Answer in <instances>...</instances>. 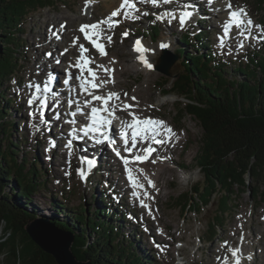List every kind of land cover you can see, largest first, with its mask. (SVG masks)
Wrapping results in <instances>:
<instances>
[{"label":"rangeland","instance_id":"rangeland-1","mask_svg":"<svg viewBox=\"0 0 264 264\" xmlns=\"http://www.w3.org/2000/svg\"><path fill=\"white\" fill-rule=\"evenodd\" d=\"M140 1L130 0V3L135 4V8H140V11L125 7L120 9L121 15L112 17L115 27L109 28L107 25H101L99 38H104L103 41L108 46L109 53L99 57L90 47L89 50L94 55L88 54V57L91 60L98 57L104 58L105 63L101 62L100 65H104V68L107 67V69H110L111 65L117 66L118 62L122 63H120L122 69L118 70L123 73L113 76L114 78L111 77L114 82L105 85H108L109 90L111 88L113 92L121 91L122 96L132 103L141 102L138 105L141 106L138 107L139 110L125 112L124 121L130 122L131 116L128 115V112H133L140 117H150L165 123L168 122L171 129L173 128V133L177 135V139L172 140L174 144L172 142L162 147L156 145V154L152 159L143 164H136L134 168L131 167L134 170L143 169V174H137L142 175L144 179L147 177L153 181L159 178L161 198L158 201L153 196L149 199L148 197L143 198L144 202L149 205V211H147L146 208L141 207L140 200L132 194L133 191L126 192L125 189L130 188L127 175L124 166L122 168L115 161L116 158H112L114 156L104 154V157L101 158L100 154L105 152L104 149L101 151L96 148H88L85 144L78 145L73 153L69 145L68 149L64 147L65 141L58 142L57 132L60 133L61 126L59 125L64 118L62 113L65 110L67 112L64 113H68L69 110V107L66 106V104L68 105L67 100L60 97L63 101L61 99L58 101L60 108L57 109L60 110L62 104L64 109L62 113L60 111L61 115H58V120H52L55 114H58L57 109L46 108L43 117H41L38 108L36 109L37 106H40L38 101L31 105L28 103L36 94V88L33 85L40 87L45 84L51 71H55L56 74L60 73L59 80L55 82L57 86H63L62 82L67 76L65 69L71 68L75 64L80 53L70 52V47L79 51L80 44L86 47L88 45L83 34L79 31L80 27L108 18L124 2V0H89V2L86 0H60L52 7H45L29 14L26 23H24L25 44L21 49L20 72L1 88L5 90L6 94L16 98V101L11 104L12 113L8 118L15 121V138L18 137L24 142L21 145L23 151L18 154L19 160H22L23 152L28 153L29 157L36 161L38 167L46 171L48 175L44 187L33 198L35 212L41 219L54 215L62 218L63 216L56 212V207L53 206V197L70 208H76L82 202L90 207L91 204L99 205V197L106 193L109 196L107 200L110 201V206L112 200L119 202L123 208L125 206L129 218L123 229L132 235L133 232L138 233L140 237H137L136 246L140 253L150 256L157 264H235L237 257L232 256V250L235 249H239L240 264H264V203H259V200L252 195L249 189H245L244 192L241 189H236V193L231 197V209L224 215L223 230L213 242L207 241L206 234L210 222L218 215L220 194L200 212L176 206L175 199L180 193L189 191L197 182H204V176L196 161L200 150L202 126L196 119L188 115L178 122L175 118L178 112L177 107L179 103H185V98L174 94L165 95L161 86L165 78L170 80L168 86L171 85L176 71L182 70L175 50L184 47L180 37L186 30L196 33L198 30L205 29L208 32V40L211 41L212 49L224 57L223 59L229 66H234L241 59L244 60L246 55L253 54L254 50L262 49L264 11L263 9L259 10L255 0H229L234 8L245 9L246 17L253 21L249 27V30L250 28L254 29L250 42L244 49H240L244 36H240L238 31H236V39L230 47L219 42V35L223 32L224 20L228 16L229 10L223 0H220L224 7L221 21L216 16L210 15L207 12L209 9H204L202 15L195 18L192 25L184 24L183 26L179 23V17L173 15V13L181 11L175 9V7L179 8L176 3L175 5L174 3L169 4V6L163 4L164 0H158L157 4L150 6L151 0H145L148 2L146 5L141 4ZM190 2L198 4L200 12L206 4L198 0L194 3ZM82 16H86L87 20H81ZM155 22L161 24L158 38L152 40L150 37H145V39L155 51L158 49L159 41H169L170 50L177 57L176 63L170 70L171 75L163 74L156 68L163 52L158 51L153 55L152 59L155 64L153 69L139 64L134 56L133 42L139 38V35L136 34L137 29H146L147 27L149 29ZM218 26H221L222 29L217 30ZM75 30L80 40L75 35ZM64 31L67 36L62 33ZM57 32L63 36L62 42ZM124 33L127 35L125 36ZM108 37H111V41L108 40ZM55 49L56 52H54ZM202 50L206 51L207 48L201 47ZM63 56L70 58L64 60ZM60 59L64 60L61 65L57 63ZM44 60H46L47 66L41 68ZM53 63L57 66L56 70L52 68ZM64 64L67 66L65 67ZM129 67L131 69L127 70ZM99 71L103 77L108 75L106 80H109L108 73L102 68H99ZM50 84H48L49 87ZM42 92L45 95L48 94L46 95L48 101L52 99L50 92H44L43 88ZM107 92L108 90H106ZM132 97H135V100ZM117 132L119 135L120 129ZM159 134L163 135L164 133L161 131ZM60 138H63V135ZM3 146H6V142L3 143ZM78 152L90 159L94 157L97 161L95 167L89 168L88 172L83 171V178L79 174L82 164H75L76 159L80 160L76 156ZM170 153H174L175 158L166 159ZM164 159L167 161H164L165 166L163 164L162 170L160 163ZM152 160H155V163L151 162ZM119 162L121 161L119 160ZM164 167L167 169L165 170ZM147 179L145 180L147 181ZM84 196L85 198H83ZM151 222L156 224V229L151 228ZM255 227L258 229L257 231ZM255 231L257 236L254 234ZM201 238L204 241H201ZM241 247H246L245 253ZM0 264H3L1 259Z\"/></svg>","mask_w":264,"mask_h":264},{"label":"trees","instance_id":"trees-1","mask_svg":"<svg viewBox=\"0 0 264 264\" xmlns=\"http://www.w3.org/2000/svg\"><path fill=\"white\" fill-rule=\"evenodd\" d=\"M60 0H0V259L3 264H58L27 233L25 226L38 218L34 196L48 179L15 138V121L8 118L16 98L1 88L20 72L24 46V23L31 12L52 7ZM264 11V0H255ZM161 24L137 29L136 34L156 40ZM208 32L186 30L180 37L184 47L175 50L182 65L173 83L161 84L165 95L185 98L178 104L175 118L186 115L202 126L197 166L204 182H197L175 199L176 206L200 212L220 194L218 215L210 222L207 241H215L224 227V215L231 209L236 189H249L264 203V44L229 66L211 47ZM201 47L207 48L206 51ZM193 49V50H192ZM6 142V146L3 143ZM108 195L99 197V205L80 203L70 208L53 197L56 212L63 217L47 218L74 235L72 250L84 262L92 264H157L136 246L138 233L123 227L129 215L125 206ZM85 198V196L83 197ZM201 241H204L201 238Z\"/></svg>","mask_w":264,"mask_h":264},{"label":"snow or ice","instance_id":"snow-or-ice-1","mask_svg":"<svg viewBox=\"0 0 264 264\" xmlns=\"http://www.w3.org/2000/svg\"><path fill=\"white\" fill-rule=\"evenodd\" d=\"M86 2H89V0H86ZM158 0H151V3L153 5L157 4ZM165 3H169L170 0H164ZM135 8V4L130 3V0H124V2L120 5V8L113 11L111 13V16L108 18L101 20L94 24H85L82 25L79 29V31L83 34V38L85 40H88L91 45L96 48L101 55H106L104 51V46L99 42V37L101 35V25H107L109 28L115 27V22L112 20V17H116L121 15L120 9L122 8ZM228 7L232 9V4L229 3ZM193 15L192 12L185 11L183 14L179 17V23L181 26H183L186 21ZM247 16V12L243 8H238L235 10H232L229 13V22L225 25V35H227L228 31L235 26L237 29L241 27L242 24L245 23L244 17ZM175 18V17H174ZM247 25H252L253 21L251 19L246 20ZM126 36L127 33H124ZM108 40L111 41V37H108ZM221 44H223V41H221ZM136 48L135 50L139 53H141L139 59L141 62L149 69L152 68V65L148 63L147 59L143 56V53L146 51L141 45L140 42H136ZM162 47H167V45H161ZM242 46V45H241ZM79 52L80 55L78 59L76 60L74 67L78 68L80 70V74L75 77V79L79 80V87L86 93H88L91 96L92 100L99 101L102 104L101 108H93L92 109V123L93 127L90 129L91 131L99 132L100 128L99 125H110L112 123V119L116 116V106H109V102L112 100H120V96L118 93L110 92L106 96L104 95H96L92 92L94 89L102 88L105 84L109 82H114L111 80V69L104 68L103 65H100L99 67L102 68L106 73H109V80H100L97 76L96 71L90 67L89 65L94 63V61L91 60L90 57L86 56L85 53L88 52V49L84 47L83 44L79 45ZM59 63V61H57ZM88 73V77L84 76V72ZM54 77L52 75L48 76V81L45 83L43 91L44 92H50L51 89L48 87V84H50L53 81ZM99 81V82H97ZM65 84L69 83V80L64 81ZM33 87L36 88V91H40L39 85H33ZM126 95V94H125ZM36 99H39L40 108L38 111L40 112V116L43 117L44 112L43 109L46 108L47 105V97L44 98H38L33 97V99H30L28 103L31 105L34 103ZM133 100H135V97H132ZM133 107L129 104H123L120 108L121 111H126ZM103 110L104 112L108 113V116L112 119L108 118H101L99 116L100 111ZM128 115L131 116L130 122H123V128L119 132L120 137L123 140V144L125 145L124 150L128 153H133V150L136 149L141 154H134L132 156V159L129 160L126 157H123L121 155V152L117 150L116 148H113V151L116 153L118 157H120L124 164L125 173L127 175V179L129 184L131 185L133 189V195L137 197L138 200H140L141 207L143 208H149V205L144 202L143 199H140V193L143 192V195L145 197H148V193L145 190V185L140 182V177L137 173L143 174V169H133L129 167L130 163L136 164H143L144 162H147L150 160L152 154L156 151V148L153 147V144L161 145L165 143V140L159 139L158 135L161 131H163L166 134V139L171 140V138L175 135L173 133L172 129L170 127H165L164 122L160 120H153L151 118H140L135 113L128 112ZM129 131L131 139L129 140ZM87 134V133H86ZM101 135L104 137L103 141L97 140V143H103L105 141H108L110 143H115V141H111V138L106 133H101ZM151 141V143H145L144 146L138 147L139 142H147ZM70 146V145H69ZM151 162L155 163V160H152ZM89 167L91 168L94 166L92 161L87 162ZM81 177H84V172L81 171L79 173ZM147 179V177H145ZM147 183L149 187L154 188L155 184L150 179H147ZM242 227V225H241ZM227 243V242H225ZM239 249L232 250V256L237 257L235 260V264H240V260L238 258ZM250 258V257H249Z\"/></svg>","mask_w":264,"mask_h":264},{"label":"bare ground","instance_id":"bare-ground-1","mask_svg":"<svg viewBox=\"0 0 264 264\" xmlns=\"http://www.w3.org/2000/svg\"><path fill=\"white\" fill-rule=\"evenodd\" d=\"M172 1H174V2H177V0H172ZM190 1H192L193 3L194 2H196V0H181V7L183 8L184 6H188V8H191V10H194V14L191 16L192 18L193 17H198L199 15L198 14H200L201 12H202V10H201V12L199 11V7H198V4H192ZM198 1H200V2H203V3H206V4H209V5H207L206 6V4L204 5L206 8H208L209 9V13H211L212 15H214V16H216L218 19H220V21L222 20V18H223V12H224V10H223V4L222 3H220V0H213V1H211V0H207V2H206V0H198ZM224 2H226V6H227V8L229 9V7H228V4L229 3H231L229 0H223ZM222 2V1H221ZM140 3L142 4H148V2L147 1H145V0H141L140 1ZM164 5H172L173 3H163ZM169 5V6H170ZM150 6H153V4L151 3L150 4ZM178 7V6H177ZM181 8V9H182ZM217 8V9H216ZM232 8H234V7H232ZM202 9H203V7H202ZM135 11L137 10V11H140V8H135L134 9ZM214 10V11H213ZM230 10V9H229ZM228 10V13H230V11ZM181 11H183V9L181 10ZM186 10H184L183 12H185ZM212 11V12H211ZM250 12V11H249ZM178 15H177V17H180V15L181 14H183L182 12L181 13H177ZM169 15V14H168ZM169 16H172V15H169ZM227 19H228V16L226 17ZM178 19V18H177ZM76 20V19H75ZM74 20V21H75ZM81 20H87V17L86 16H82L81 17ZM80 24V23H79ZM245 24H246V27H245V29H248L249 30V26L247 25V23L245 22ZM218 28L219 29H217V30H220V29H222V27L221 26H218ZM247 30V31H248ZM61 31H63V30H61ZM249 32V31H248ZM65 36H67L66 35V32L64 31V32H62ZM74 33H75V35L76 36H78V33L76 32V30L74 31ZM220 34V33H219ZM244 36V35H243ZM79 37V36H78ZM68 39V38H67ZM83 39V38H82ZM79 40H80V37H79ZM241 41V40H240ZM163 42H165V43H168L169 44V41H163ZM68 46V45H67ZM54 52H56V49L54 50ZM54 52H53V54H54ZM70 52H72V53H79V51H77V50H75V48H73V47H70ZM90 53V50L88 49V52H86L85 53V55L86 56H88V54ZM95 54V53H94ZM123 54V53H122ZM79 55H80V53H79ZM104 56V55H103ZM77 57H79V56H77ZM96 57V56H95ZM99 57H100V55H99ZM94 58V59H92V61H94V63H92V64H90V67H92V68H95L96 70V73H97V76L99 77V79L100 80H106L107 79V77H108V75H107V77H103V74H101V72L99 71V66H100V63L101 62H103L102 64H104L105 62V60H104V58ZM64 60H68L70 57L69 56H63L62 57ZM63 60V61H64ZM121 62H118L117 63V66H114V65H111V77H113V76H119V74H122L123 72L121 71V70H118V69H122V66H121V64H120ZM52 68H54L55 70L57 69V66H56V64H52ZM104 66V65H103ZM43 68V67H42ZM76 67H74V66H72L71 68H68V69H70L71 71H75V72H79L80 73V71H77L76 69H75ZM107 68V67H106ZM125 68V67H124ZM129 69H131V67H129L127 70H129ZM55 72V71H54ZM54 72H50V74L51 73H54ZM124 72H126V71H124ZM49 74V75H50ZM109 74V73H108ZM114 78V77H113ZM112 78V79H113ZM35 79V78H34ZM118 79V78H117ZM57 80H59V78H57ZM57 80H55V81H57ZM47 81H48V79H47ZM47 81H46V83H47ZM55 81H52L51 82V84H50V87H49V85H48V87L51 89V91H50V93L49 94H51V98L52 99H50L49 101H48V96H46V95H48V94H44L43 92H42V88H44V84H42V85H40V88H41V91H40V93L43 95V97H47V102H48V107H49V109H50V107H53L54 109H57V108H60V105H59V100L62 98V99H65V100H67V103H68V105L66 104V106L67 107H71L72 106V101L74 100V99H78V98H86V96H87V94L86 93H84V92H82V94L80 93L79 95H78V93L76 94V95H74V94H71L72 92L70 91V92H68L67 91V86L64 84V83H62V85L63 86H57V84H56V82ZM116 81V80H115ZM97 82H99V81H97ZM75 84L79 87V80H77L76 82H75ZM114 84V83H113ZM104 87H105V89L107 90L108 89V92H113V91H111V88H110V90H109V86L108 85H104ZM114 87V86H113ZM138 87V86H137ZM71 89V88H70ZM116 89V88H115ZM131 91V90H130ZM98 92V91H97ZM114 92H116V91H114ZM119 92V96H120V100H112V104L113 105H115L116 106V108L118 109V116H117V119L115 120V122L116 123H118V122H126V121H124V119H125V112L126 111H121L120 110V108L122 107V105L123 104H128V103H130L129 105H132L133 107H131V108H129L128 110L129 111H135V110H139L140 108H138V107H141V106H138L140 103L138 102V104H137V102L135 103H132L131 101H128V100H126L125 98H124V96H122V94H121V91H118ZM48 93V92H47ZM42 95H41V98H42ZM132 96H136V95H132ZM56 97V98H55ZM61 97V98H60ZM74 98V99H73ZM137 98V97H136ZM61 99V100H62ZM138 100H139V98H137ZM145 99V98H144ZM130 100V99H129ZM63 101V100H62ZM125 101H127L126 103H125ZM58 103V107H56V104ZM37 108L39 109L40 108V106L38 107L37 106ZM144 108V107H143ZM68 109V108H67ZM75 109V108H74ZM73 109V110H74ZM58 110V109H57ZM127 110V111H128ZM60 111H61V113H62V111H64V109H63V104H62V107H61V109L59 110V112H58V114H57V117H58V115H61V113H60ZM65 111H67V110H65ZM142 112V111H141ZM60 113V114H59ZM133 113V112H132ZM62 115H64L63 113H62ZM67 116H71V114L70 113H68L67 114ZM64 117L66 118V115H64ZM139 117V116H138ZM65 118H62L63 119V122H61V124H65ZM141 118V117H140ZM150 118V117H149ZM155 119V118H154ZM153 119V120H154ZM163 119V118H162ZM56 120H58V119H56ZM59 120H61V118H59ZM175 120V119H174ZM62 121V120H61ZM177 122V121H176ZM60 124V125H61ZM169 123L167 122V123H165L164 122V125H165V127H170L171 128V126H169L168 125ZM179 125V124H178ZM185 125V124H184ZM173 129V128H172ZM121 130H122V128H121ZM57 135L59 136L58 137V142L60 143V142H62V140L64 139V138H60V136H62V134L60 135V134H58L57 133ZM164 135V134H163ZM114 138H116V139H118L117 138V135L116 134H114ZM177 139V135L175 134L172 138H171V140H169L168 142H167V144L169 145V144H171L173 141H175ZM56 140V141H57ZM173 140V141H172ZM188 141V140H187ZM58 143V144H59ZM119 143H121L120 141H118V144ZM145 143H151V141H147V142H142L141 143V146H144V144ZM65 144V143H64ZM173 144H174V142H173ZM121 145V144H120ZM153 147H154V144L152 145ZM171 146V145H170ZM173 146V145H172ZM66 148V147H65ZM88 148H96V149H99V150H105V152L103 151V152H101V158H103L104 157V154L105 155H107V154H109L110 156H114V157H112V158H116V160L115 161H118V159H117V157H115V154L112 152V151H110V148L107 146V144H105V142L103 143V144H99V145H94V144H90V145H88ZM108 148H109V151H108ZM156 148V147H155ZM122 152V151H121ZM174 154V153H173ZM173 154H171L170 153V156H168L166 159H173V158H175L174 156L175 155H173ZM129 154L127 153L126 155H124V157H126L127 158V156H128ZM91 156H93V155H91ZM93 158V159H92ZM91 159H92V161H94L93 162V164L94 165H96V163H97V161L94 159V157H92ZM164 161H167V160H163V161H161L162 163H160V165L162 166V170H163V164H164ZM177 163V162H176ZM120 165H121V163H119ZM136 164H139V163H136ZM136 164H133V163H130L129 164V167H133L134 168V166L136 165ZM183 164V163H182ZM122 166V168H123V164L121 165ZM164 166H165V164H164ZM164 169L166 170L167 168L166 167H164ZM160 170V169H159ZM159 173V172H158ZM139 177H140V182L141 183H143L144 185H145V190L147 191V193H148V199L151 197V196H153L154 198H155V200L156 201H158L160 198H161V193H160V186H159V178H157V179H155V180H153V183L155 184V187L154 188H152V187H149L148 186V183H147V181L144 179V177L141 175H139ZM129 183V182H128ZM128 186L130 187L129 189H128V187H127V189H125L126 190V192H131V191H133V189H132V187L128 184ZM143 197L144 198H147V197H145L144 195H143ZM147 199V200H148ZM149 201V200H148ZM148 203V202H147ZM142 210V209H141ZM146 210L147 211H149L148 210V208H146ZM143 211V210H142ZM244 212V211H243ZM244 218V217H243ZM151 219H154V218H151ZM151 225H152V227L151 228H157V226H156V224L154 223L153 224V222H151ZM255 229H256V231L258 230L256 227H255ZM152 230V229H151ZM154 231V230H153ZM256 231H255V235L257 236L258 234L256 233ZM253 237H255L254 235H253ZM247 238V237H246ZM162 240V239H161ZM247 241V240H246ZM161 242H163V241H161ZM241 249H242V251H243V253H245L246 252V247H241ZM264 252V251H263ZM214 261V260H213Z\"/></svg>","mask_w":264,"mask_h":264},{"label":"water","instance_id":"water-1","mask_svg":"<svg viewBox=\"0 0 264 264\" xmlns=\"http://www.w3.org/2000/svg\"><path fill=\"white\" fill-rule=\"evenodd\" d=\"M177 57L171 50H164L156 68L161 73L171 75V69ZM31 239L42 250L51 254L58 264H92L90 261L79 260L72 250L74 235L55 225L49 219L36 218L25 226Z\"/></svg>","mask_w":264,"mask_h":264}]
</instances>
